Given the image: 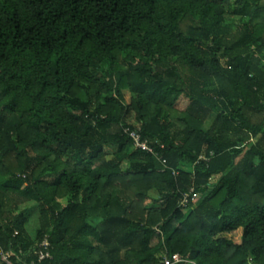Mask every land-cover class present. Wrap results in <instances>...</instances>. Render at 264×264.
I'll return each instance as SVG.
<instances>
[{
    "label": "trees",
    "instance_id": "trees-1",
    "mask_svg": "<svg viewBox=\"0 0 264 264\" xmlns=\"http://www.w3.org/2000/svg\"><path fill=\"white\" fill-rule=\"evenodd\" d=\"M0 247L264 264V0H0Z\"/></svg>",
    "mask_w": 264,
    "mask_h": 264
},
{
    "label": "built area",
    "instance_id": "built-area-1",
    "mask_svg": "<svg viewBox=\"0 0 264 264\" xmlns=\"http://www.w3.org/2000/svg\"><path fill=\"white\" fill-rule=\"evenodd\" d=\"M124 131L132 139L135 149L152 154L155 153L151 144L147 140L143 139L140 130L132 131L127 128ZM197 198H199V195L194 190H191L189 194H186L184 196L183 200L180 203V206L186 208L190 202L195 203ZM49 247H50V243L48 238H46L42 243L37 245L36 249H34L33 254L38 257L39 262L52 259V256L48 250ZM0 255H1V260L4 264H16L13 258V254L10 251H5L0 247ZM27 256H28L27 253H24L23 251L19 252V258L22 259V257H27ZM181 262L189 263L188 260H183L180 257V255H175L173 256L172 259H166L164 264H178ZM17 263L22 264V261L18 260Z\"/></svg>",
    "mask_w": 264,
    "mask_h": 264
},
{
    "label": "rangeland",
    "instance_id": "rangeland-1",
    "mask_svg": "<svg viewBox=\"0 0 264 264\" xmlns=\"http://www.w3.org/2000/svg\"><path fill=\"white\" fill-rule=\"evenodd\" d=\"M126 98L127 100H129L130 98V94L129 93H126ZM108 152L112 151L111 149H108L107 150ZM217 179L215 178L212 182L213 183H216ZM158 195L156 192H151L150 193V199L148 200L147 204L148 205H151L152 202L155 200V199H158ZM201 201V197L199 196V198H197L195 204L198 205ZM21 211H28L29 212V223L27 225V230L28 232L31 234V235H35L36 234V230H37V227H38V217H39V210H38V207H36L35 204L33 203H30V204H27V205H24L21 207ZM188 211V210H187ZM186 212V211H185ZM94 224H97L98 221H93ZM242 236H243V230L240 229L236 232H234L230 238L234 241V242H241V239H242Z\"/></svg>",
    "mask_w": 264,
    "mask_h": 264
}]
</instances>
